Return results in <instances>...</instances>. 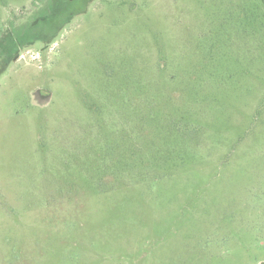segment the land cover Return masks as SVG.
I'll return each mask as SVG.
<instances>
[{
  "label": "rangeland",
  "instance_id": "374dc122",
  "mask_svg": "<svg viewBox=\"0 0 264 264\" xmlns=\"http://www.w3.org/2000/svg\"><path fill=\"white\" fill-rule=\"evenodd\" d=\"M0 264H264V1L0 0Z\"/></svg>",
  "mask_w": 264,
  "mask_h": 264
},
{
  "label": "trees",
  "instance_id": "16d2710c",
  "mask_svg": "<svg viewBox=\"0 0 264 264\" xmlns=\"http://www.w3.org/2000/svg\"><path fill=\"white\" fill-rule=\"evenodd\" d=\"M263 1H264V0H263ZM16 50H17L16 48H13L12 46H10L9 53H10V52H12V53H13V52H15Z\"/></svg>",
  "mask_w": 264,
  "mask_h": 264
}]
</instances>
